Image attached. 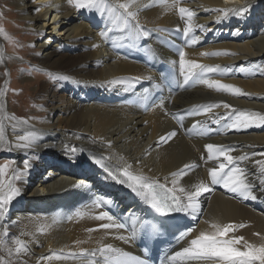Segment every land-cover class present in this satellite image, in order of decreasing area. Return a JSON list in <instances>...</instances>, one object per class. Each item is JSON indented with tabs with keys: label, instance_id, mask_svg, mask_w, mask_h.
Wrapping results in <instances>:
<instances>
[{
	"label": "bare ground",
	"instance_id": "1",
	"mask_svg": "<svg viewBox=\"0 0 264 264\" xmlns=\"http://www.w3.org/2000/svg\"><path fill=\"white\" fill-rule=\"evenodd\" d=\"M125 2L105 0L112 6ZM8 4L17 18L1 8L0 16L19 20L26 32L35 35L32 57L38 72L50 81L37 80L40 74L30 79L21 74L23 87L39 81L28 94L44 115L16 112L8 91L13 55L7 49L8 37L0 31V118H16L3 120L6 140L0 144V164L7 158L3 163L10 167L0 179L7 184L12 169L21 173L19 180H12L20 195L0 214V236L6 245L0 256L6 262L87 264L93 260L105 264L98 251L95 256L91 253L106 244L122 252H138L139 225L148 204L127 183L118 182L126 180L122 169L131 165L134 174L171 187L170 173L191 164L179 186L192 189L195 184L210 183L208 169L223 162V157L208 159L207 144L231 149L233 156H248L238 167L255 198L245 199L219 184L211 185L212 191L200 197L195 218L181 213L195 227L182 240L172 242L162 264H184L175 254L200 231L211 230V223H244L245 228L229 236L264 243V125L230 129L227 125L235 113L222 106L227 103L232 109L264 115V0H137L130 9L137 16L127 26L116 18L122 9L114 17L107 8L78 11L68 0H8ZM178 7L193 11L194 23L203 26L187 38ZM241 8L243 12L230 11L227 16L213 11ZM181 50L187 61L219 65L220 70L185 84L179 67ZM225 51L231 54L201 55ZM4 68H8L7 81ZM202 80H220L247 95L217 92ZM213 104L220 107L205 113ZM172 131L175 137L158 143ZM27 132L36 133L33 147H12L16 135ZM26 160L31 167L24 172ZM101 212L109 213L116 223L125 215L127 228H99L109 223L96 219ZM133 232L128 242L118 238L132 237ZM17 241L27 244V255L15 254ZM8 248L13 251L11 257ZM81 249L88 255L81 257Z\"/></svg>",
	"mask_w": 264,
	"mask_h": 264
},
{
	"label": "snow or ice",
	"instance_id": "2",
	"mask_svg": "<svg viewBox=\"0 0 264 264\" xmlns=\"http://www.w3.org/2000/svg\"><path fill=\"white\" fill-rule=\"evenodd\" d=\"M166 3V0H162ZM68 3L75 7L78 11L81 9H98L107 8L109 15H116L118 9H122L123 13L116 17L117 19H122L124 25L127 26L130 20L135 19L137 12L130 10L134 5L137 4V0H127L125 3H119L116 6H112L105 3V0H68ZM39 11V8L35 9ZM177 11L180 18L185 21L183 27V34L187 38L191 32H193L197 27H203L202 25H197L194 23L195 13L184 7H178ZM213 11H218L222 13V16H227L230 11L243 12L244 9H215ZM222 18V17H221ZM135 27L140 29V25L136 24ZM180 29L178 28L177 31ZM162 31H167L162 30ZM144 36L148 35L147 30H142ZM95 47V46H94ZM229 55L228 52H214V53H201L202 56L208 55ZM186 53L181 50L179 51V67L180 74L184 78V83L187 84L189 81L194 79H199L200 74L217 72L220 70V66H209L206 64L197 63L195 61H187L185 59ZM208 88L214 89L217 92H224L232 94L235 96L247 95L239 87L232 84L223 83L220 80H202ZM223 108L230 110L235 113V118L231 120V123L227 125L230 129L241 130L247 129L253 126L264 125V115L258 113H251L247 111H239L232 109L227 103H222ZM220 107L219 104H213L204 109L205 113H211L213 108ZM16 120L14 116L0 118V144H3L6 140L5 137V127L3 120ZM20 123H26V121H20ZM197 124H193L195 129ZM15 130V125H13ZM176 132L172 131L165 136L159 138L158 143H167L170 139L176 136ZM16 143L12 147L16 149H30L36 142L37 136L35 132H27L24 135H16ZM110 143V142H109ZM205 150L208 153L209 160H219L223 157V162H219L217 167H212L208 169V177L210 183H198L192 186V189H186L179 186V180L186 176L188 170H190L193 165L185 164L183 168L177 170L176 172L170 173L171 187L166 183H160L157 179L149 178L143 174H134L130 169L131 165L126 166L122 169V175L126 180L118 181L122 183H127V186L138 196L145 199L147 204L155 211V213L161 216H167L172 213H188L193 215L200 211V197L212 191L211 185H221L227 191L232 193H237L247 199L252 196L250 192V184L248 183L247 177L243 169L238 167V162H242L248 159L247 155L233 156L230 154L231 149H225L222 145L207 144L205 145ZM75 152V148H72ZM138 163V162H137ZM10 165L4 164L0 165V178L5 176V170L8 169ZM31 167L29 161L24 162V172H26ZM227 169V171H225ZM13 176L8 179L7 184H5L4 179H0V214L6 213L8 211V206L12 201L20 195V190L16 188L12 182L13 179L19 180L21 178V173H18L16 169H12ZM261 172L264 173V167L261 168ZM112 176V173L109 172ZM116 179L115 176H112ZM167 179V178H166ZM254 199L255 197L252 196ZM100 207L99 204L96 205ZM98 220H108L109 223H103L99 225L101 229H111V228H124L125 225L122 223H116L114 218L107 212H101L96 216ZM247 225L244 223H228L221 225L220 223H211L210 229L208 231H200L198 235L189 241V245L184 247L180 252L175 254V257H180L184 264H264V243L254 244L250 243L243 236L231 235L229 233H235L237 230L245 228ZM145 229L151 228V231L155 233L157 231L156 225L152 224L150 226L145 225ZM95 229H90L89 231H94ZM193 229H186L180 234L179 238H183L185 235L190 234ZM7 234L5 230L4 235ZM259 235V234H255ZM135 232H133L132 237L119 236L118 238L128 242L130 239L134 238ZM79 243V242H78ZM18 246L15 248V254L17 256L23 254L27 255L28 248L27 244L17 241ZM6 245L3 240V236H0V251H4ZM9 257L12 256L13 251L11 248L7 249ZM99 252L100 256L104 258L105 264H129V254L122 252L120 249L114 248L110 244L103 245L98 250H93L91 255L95 256L96 252ZM109 254L111 258H109ZM72 255H77L73 253ZM81 257L88 255L87 251L81 249L79 252ZM174 257V258H175ZM41 259H46L42 257ZM135 261V264H146L144 260L138 258H131ZM0 264H12V260L9 259L7 262L5 258L0 256ZM39 264V262H38ZM87 264H99V261L89 260Z\"/></svg>",
	"mask_w": 264,
	"mask_h": 264
},
{
	"label": "rangeland",
	"instance_id": "3",
	"mask_svg": "<svg viewBox=\"0 0 264 264\" xmlns=\"http://www.w3.org/2000/svg\"><path fill=\"white\" fill-rule=\"evenodd\" d=\"M0 8L4 11H8L11 14L12 17H15L13 12L15 11L9 4L8 0H0ZM52 15L50 16V18ZM17 18V17H15ZM6 17L0 16V31H3V34L6 35L9 40L7 44V49L13 57H10V65L12 66V73L13 77L10 78V83L12 85V88H8L9 91V99H10V105L12 108L16 110L19 114H22L24 116H27L28 114L34 113L37 116H43L44 113L37 108L35 105L33 97L31 94H28L31 92L35 85L38 84L39 81L37 80H46L50 81L47 77H42V74L45 73H39L37 67L35 66V60L33 59L32 55L34 56V52L36 49H34L33 46V39L35 35L33 33L26 32L25 26L22 25V23L19 20H5ZM9 26H8V25ZM33 35V36H32ZM31 42V43H30ZM16 55L20 56V60L16 58ZM15 57V58H14ZM29 57V61H26ZM32 57V58H31ZM3 73L6 74L5 80L8 78V68L3 69ZM22 74V75H21ZM25 74H28L29 79L31 76L35 75L37 77V80L33 82L32 84H25V86H22L20 75L23 76ZM20 78V79H19ZM12 80V82H11ZM7 81V80H6ZM2 80L0 78V89L2 87ZM7 158L1 159V164L4 165V160ZM48 172V171H47ZM7 174V173H6ZM5 174V175H6Z\"/></svg>",
	"mask_w": 264,
	"mask_h": 264
}]
</instances>
